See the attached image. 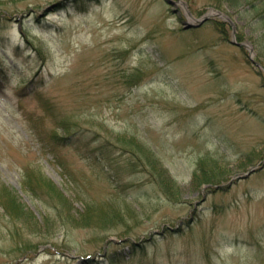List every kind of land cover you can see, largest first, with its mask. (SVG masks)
Here are the masks:
<instances>
[{"label":"rangeland","instance_id":"374dc122","mask_svg":"<svg viewBox=\"0 0 264 264\" xmlns=\"http://www.w3.org/2000/svg\"><path fill=\"white\" fill-rule=\"evenodd\" d=\"M263 159L264 0H0V264H264Z\"/></svg>","mask_w":264,"mask_h":264},{"label":"water","instance_id":"95a60500","mask_svg":"<svg viewBox=\"0 0 264 264\" xmlns=\"http://www.w3.org/2000/svg\"><path fill=\"white\" fill-rule=\"evenodd\" d=\"M171 2H172V1H171ZM207 17H208V15H205V16H203V17H201V18L196 19V21H197L196 23L189 22V21H185V26L188 27V26L199 25V24L202 23L205 19H207ZM233 42L238 43V44H240V45L244 44V43H242V42H236L235 40H233ZM244 45H245V44H244ZM250 58L252 59V61H253L254 63H256L257 65H259V63L256 62V61L252 58L251 55H250ZM253 168H254V167H252L251 169H249V170H248L247 172H245L242 176H246V175H248V174L251 172V170H253Z\"/></svg>","mask_w":264,"mask_h":264},{"label":"trees","instance_id":"16d2710c","mask_svg":"<svg viewBox=\"0 0 264 264\" xmlns=\"http://www.w3.org/2000/svg\"><path fill=\"white\" fill-rule=\"evenodd\" d=\"M249 6H250V8H253V7L256 6V4H255L254 1H253ZM69 139H70V137L67 136V135H66V136H60V137H59V140H61L60 143H62V144L65 145V146H67ZM218 179H219V178H218ZM205 181H206V182H212V181H215V180H212V179L209 180V178H207ZM28 248H29V247H28Z\"/></svg>","mask_w":264,"mask_h":264}]
</instances>
